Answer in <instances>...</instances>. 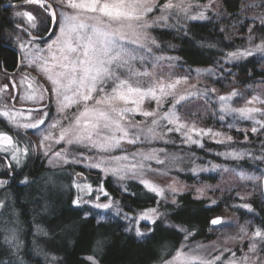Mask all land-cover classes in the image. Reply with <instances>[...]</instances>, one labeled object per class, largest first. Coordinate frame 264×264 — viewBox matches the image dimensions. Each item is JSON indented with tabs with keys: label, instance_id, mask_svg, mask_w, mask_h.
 Wrapping results in <instances>:
<instances>
[{
	"label": "snow or ice",
	"instance_id": "snow-or-ice-1",
	"mask_svg": "<svg viewBox=\"0 0 264 264\" xmlns=\"http://www.w3.org/2000/svg\"><path fill=\"white\" fill-rule=\"evenodd\" d=\"M23 2L38 5L45 14L37 23V16L33 12H16V16L27 18L29 28L43 29L37 36H32L28 29H23L28 32L30 39L24 42L17 35L16 41L24 52L27 66L44 76L48 87L39 84L36 77H31L28 83L30 91H26L21 99L42 102L48 95L55 104L59 119L48 122L46 110L38 118L32 115L33 111L39 112L41 109H29L28 115L25 116L23 109L13 111L7 105L0 107V116L7 117L8 122L18 130H35L39 137L37 147L43 150L49 164H78L87 160L89 168L100 169L106 175L112 174L121 179L131 175L139 179L151 192L163 196L164 188L148 177L166 174L153 169L149 163L154 160L158 165H164L165 160L160 159V154L165 150L127 152L124 149L126 143L136 145L145 141L164 140L165 128L167 133H179L184 143L199 144L201 147L204 136L213 139L223 136L224 139L217 140V143L232 140L231 136H225L223 132L198 127L194 121L189 122L180 112V108L190 99L201 94L206 97L214 95L217 89L201 90L198 87L199 80L192 83L188 75L173 72L164 74L161 70V61L177 58L153 54V49H159L160 45L156 37L151 35L152 30L157 27H170L169 20L174 17L178 19L180 15L192 20L208 18L203 11L190 15L193 7L190 0H164L163 3L161 0H52V3L48 0H23ZM53 4L61 9L59 14L53 8ZM203 7H211V0ZM252 7L264 8V0H261L260 4H256L255 0L242 3L241 14H245ZM252 20L253 24L248 26V42L252 46L228 52L226 60L247 58L255 53L264 54V38L253 44L257 38L253 34L254 31L257 28L264 31V15L252 17ZM256 21L259 22L258 25ZM49 24L54 25L57 31L53 33L54 39L49 35L48 40H45L44 33H48ZM29 44L32 45L31 49L27 48ZM149 56L152 57L151 69L145 66ZM137 64H140L143 70L138 68ZM29 75L24 74L21 84L28 80ZM197 75L199 76V70ZM4 87L7 88V85ZM242 96L243 93L235 88L226 94L216 95V102L222 113L219 119L223 121L225 116L230 115L236 120L252 121L255 125L251 128L253 133L264 131V97L253 95L243 106L234 107V98ZM146 102H154L155 107L148 110L144 106ZM165 105H168L166 109ZM138 114L144 118L142 121L135 120ZM228 126L233 127L231 124ZM60 145L63 147L55 150ZM72 148H77L79 155L73 153ZM85 150L96 154L85 156ZM117 150H121L122 154L114 155ZM0 153L19 166L29 155V147L25 145L21 148L18 139L0 131ZM222 155L240 159L244 154L233 151ZM217 167L213 165V169ZM192 170L197 172L204 169ZM77 177L82 178L83 174L77 173ZM240 177L247 180L255 179L243 172L240 173ZM6 183L7 181L0 180V186ZM21 183H29L28 178L25 177ZM174 184L175 182L168 185L173 192L178 190ZM74 186L80 193L73 200V204L77 206L89 203L90 201L83 199V195H90L93 191L102 194L106 199L108 197L102 185L95 190L91 184L74 182ZM197 192L203 195L204 190L197 189ZM99 200L100 195H97L95 208L114 207L111 200L107 203H100ZM0 207H3V202H0ZM243 207L251 208L248 204ZM115 208L119 216L121 213L119 205L116 204ZM159 217L160 213L155 208L146 209L137 216L124 214V219L129 221L130 225L127 231L134 229L135 235L143 239L148 238L151 229L142 231L140 222L155 224ZM226 223L230 222L225 221L223 217L211 220L214 226L223 227ZM181 231L185 232V242L175 248L174 252L169 253V258H162L161 264H264V228L257 227L251 236H248L247 226L239 225L241 234L239 239L249 240L248 251L243 252L241 249L239 257L236 251L228 247L229 241H235L237 237H229L222 245L218 242L211 245L199 243L190 245L186 242L193 233L183 228ZM15 239L13 230L12 236L6 240L11 243ZM225 253L228 254L227 259ZM86 259L91 264H98L94 256H88Z\"/></svg>",
	"mask_w": 264,
	"mask_h": 264
},
{
	"label": "trees",
	"instance_id": "trees-1",
	"mask_svg": "<svg viewBox=\"0 0 264 264\" xmlns=\"http://www.w3.org/2000/svg\"><path fill=\"white\" fill-rule=\"evenodd\" d=\"M208 1L210 0H200ZM211 1L219 2L220 7L215 10L218 13L210 12L207 19L192 20L180 15L178 19L174 17L169 20L170 27L157 29L154 34L160 45L158 52L165 57L177 58L171 61L182 68L211 69L210 74L213 79L216 78L217 83L222 77L224 81H233L242 86L264 84V57L259 53L238 60L225 59L228 52L247 46L248 26L253 24V20L243 19L240 12L241 4L247 0ZM233 20L237 21L239 32L229 29L235 23ZM256 23L258 25L259 22ZM14 28L15 20L10 8L0 7V69L8 71L16 70L22 60V54L13 39L5 38L7 32ZM253 34L264 38V31L259 28ZM254 41L253 44L259 43L260 39ZM0 131L14 134V129L2 118ZM261 138L264 149V131L256 136L257 141L254 136L249 137L251 143L248 146L255 148L253 142H258ZM240 145L245 147V144ZM196 151L206 153L202 149H195ZM209 158L216 159L210 154ZM24 162L23 165L16 166L0 153V179L7 181L5 186L11 192L10 200H13L24 227L25 248L22 262L25 264H47L46 260L51 258L59 264H91L86 259L88 256H94L98 264H161L162 258H169V253L185 242V232L181 228L193 233L187 243L208 244L214 241L215 226L211 224V220L232 202H237L231 198H222L216 203H210L209 200L186 191L176 194L172 201L164 204L159 202L157 193L151 192L141 182L129 181L127 191L123 192L114 186L110 176L97 174L90 177L94 188L102 185L103 190L108 193L107 199L114 205L118 204L121 209L119 216L116 214L111 219H101L90 209L88 203L79 206L73 204V200L80 195L72 184L73 174L66 169L53 170L47 167L45 161L32 151ZM257 163L262 164L261 161ZM61 172L67 174L57 184L64 183L68 187L66 191L50 185L51 174ZM25 177L29 180L27 184L21 183ZM203 177L214 179L208 175ZM37 186L41 187L40 190H37ZM90 195L95 197L96 192L93 191ZM83 199L88 200V196L83 195ZM248 205L251 206L250 209L242 207L241 211L249 213L251 223L256 222L258 227L264 228V199L250 200ZM156 206L162 216L155 224H147L148 230L151 229L147 239L127 231L125 213L135 216ZM36 229L41 233L42 241L49 238L55 244L53 250L49 249L45 253L40 248L41 242L35 244L33 233ZM239 236L240 234H232L231 237L237 239L229 243L235 249L247 252L249 240H240ZM7 257L3 249L0 264H8Z\"/></svg>",
	"mask_w": 264,
	"mask_h": 264
},
{
	"label": "rangeland",
	"instance_id": "rangeland-1",
	"mask_svg": "<svg viewBox=\"0 0 264 264\" xmlns=\"http://www.w3.org/2000/svg\"><path fill=\"white\" fill-rule=\"evenodd\" d=\"M9 1L8 3L18 2L19 0H5ZM49 3H52V0H48ZM164 0H161L163 3ZM193 5L192 11L190 15H195L197 12L203 11L206 16L211 14L210 12L216 14L215 10L220 7L219 2L211 1V7L204 8V5H208V2H200V0H190ZM248 2V0L246 1ZM256 4H260L261 0H255ZM53 8L56 10L57 14L61 11V9L56 8L55 4H53ZM11 14L13 20H15L16 26L10 32H7L5 38H12L16 47L20 50L22 54L21 66L19 68V72L16 70L8 71L7 69H0V107L3 105H7L8 108L13 111L16 109H23L25 116L28 115L29 109H41V111L36 112L33 111L32 115L37 118L40 115H43V111L46 110L48 112L47 121L51 122L52 120L59 119V116L56 112V107L53 100L48 98V95L45 96V99L42 102H34L30 100H23L21 97L25 94L26 91H30L28 89V83L31 81V77H36V80L39 84L48 87V82L39 72H37L34 68L27 66V61L24 59V52L18 46L16 41V36L19 35L24 42H27L30 37L28 32H31L32 36H37L39 33L43 32L42 28L31 29L29 28V22L26 17L16 16V12L23 11H31L34 15L37 16V23L42 16V9L35 4H24L20 7H10ZM216 12V13H215ZM157 15L159 13H156ZM264 15V8L261 7H252L247 10L245 14H243V19L252 20V17H257ZM182 16V15H181ZM234 21V20H233ZM229 29L238 31L237 21H234ZM226 26L228 23H224ZM20 26L19 28L17 26ZM48 33H44L45 40H48L49 35L54 39L55 35L53 34L57 29H55L54 25L49 24ZM161 29L162 27H157L156 29L151 31V35L155 37V31L157 29ZM23 29H28V32L23 31ZM255 36V35H254ZM259 36V35H258ZM257 37L255 40L259 41L261 36ZM248 41V40H246ZM255 43V41H253ZM249 42H247V46H249ZM28 49L32 48V45L27 46ZM27 50V49H26ZM143 54V53H142ZM153 54L155 56H164L158 52V49H153ZM259 55L264 57V54L259 53ZM165 57V56H164ZM152 57L149 56L147 63L145 66L151 69ZM138 68L141 67L140 64L136 65ZM181 65L175 64L173 61H161V70L164 74L169 72H173L178 75H188L189 79L192 83H196L199 80L198 87L203 90L204 88H215L217 89V93L214 95H210L208 97L201 94L200 96L190 99L186 104L180 108V112L182 115L186 117L189 122L194 121L198 127L200 128H212L214 131H220L225 134V136H231L232 140L227 141L225 143H217V140L224 139L223 136L216 138H209L208 136H204L202 138L203 147L199 144H186L183 142V137L179 133H167V129H164L166 133L164 140H153V141H145L143 143H138L136 145L125 144L124 149L127 152H137V151H149L151 149H164L165 152L160 154V159L165 160L164 165H158L154 160L150 161V165L153 169H157L160 172H165L164 175H150L148 178L153 180L156 184L160 185L164 188V195L159 196L160 203H167L174 199V196L178 193L191 191L195 196L200 198H205L209 200L210 203L212 201L218 202L222 198H231L233 201L231 205L227 208H224L221 213H219L216 217H223L225 221H229L230 223H226L223 227L220 225H215V234L214 241L208 242L211 245L213 242H218L221 245L225 240H228L232 234H240L239 233V225H245L248 228V234L255 231L258 227L257 223H251L249 213L245 211H241L243 205L248 204L250 200L260 198L264 199V159L261 157L264 156V149L261 144L263 142L262 138L258 142L256 136L259 135L262 131H258L253 133L251 128L255 126L252 121L248 120H236L233 119L232 116H225V119L221 121L219 119L222 114L219 110V105L216 102V95H223L230 92L233 88L243 93L242 97L234 98V107L243 106L245 101L251 99L253 95H260L264 97V84H255L249 86H242L239 83H235L233 81L228 82L224 81L222 77L218 83L216 82V78L213 79L212 75L208 70L198 69V68H190V67H180ZM197 70H199V76L197 75ZM28 73L29 78L25 81L24 84H21V79L24 77V74ZM215 77V74L213 75ZM218 80V79H217ZM7 85V88L4 86ZM35 87V85H34ZM15 97V99H13ZM46 106V107H45ZM145 108L151 110L155 107V103H145ZM259 106V105H257ZM168 105H165V109ZM75 109H73L74 111ZM7 124H9L14 129V134L8 133L14 137V139H18L20 141V147L23 148L25 145L29 147V154L32 152L36 153L42 160L45 161L47 167L51 169H66L72 175V184L80 183V184H91L90 177L92 178L94 175L101 174L102 176H110L113 180V184L116 188H119L121 191L126 192L127 183L129 181H138L139 179L129 175L123 179L118 176H114L112 174H105L100 169L89 168L87 166L88 161L85 160L82 163L78 164H49L48 158L44 156L43 150L39 149L37 146L39 144V137L36 134V131L33 129L24 130L17 129L12 126L7 117L0 116ZM259 118V117H258ZM144 118L141 115H136V121H142ZM150 123V121H149ZM233 125V127H229L228 125ZM251 135V136H249ZM247 136V139H245ZM255 137V148H251L248 146L249 137ZM240 143L245 144V147L240 145ZM247 145V146H246ZM63 145L57 146L55 150H60ZM195 149L205 150L206 153H197ZM71 151L76 155H79V150L77 148H72ZM240 152L243 153V157L240 159H234L231 156L222 155L223 153L229 152ZM166 153V155H165ZM95 152L84 151L85 156L95 155ZM114 155H121V150H117L113 153ZM209 154L216 157V159L209 158ZM27 158V157H26ZM25 158V159H26ZM24 159V160H25ZM71 159V157L69 158ZM20 164L23 165L25 162ZM257 161H261L262 164L259 165ZM13 162V161H12ZM15 163V162H13ZM213 165H217L218 167L213 169ZM193 168L204 169L202 171L193 172ZM72 170L74 172L72 173ZM243 172L248 176L254 177L255 179L247 180L241 179L240 173ZM77 173H82L84 178L78 179ZM51 174L50 176V185L63 191L67 190V186L64 183L57 184L59 181H63L64 174L67 172ZM60 174V175H58ZM204 175L212 176L211 178L205 179ZM1 180V179H0ZM5 181V180H3ZM174 184V186L178 189L173 192L168 188V185ZM37 190H40L41 187L37 186ZM93 189L94 186L92 185ZM100 188V187H99ZM57 189V188H56ZM197 189H203V195H200L197 192ZM36 192V188H35ZM96 192V191H95ZM100 195V203H107L109 199L103 200V195L96 192V196ZM88 196V200L90 201L88 204L90 209L97 215L98 218L101 219H111L116 215L115 205L109 209H99L94 207V203L96 202V196L91 197V195L85 194ZM11 192L6 189L5 184L0 186V202H3V207H0V255L2 254V250L5 249L6 256H8L7 261L8 264L18 263L25 264L22 262L24 260V254H22L23 249L25 248V239H24V227L21 219L19 218L18 211L13 204V200L11 199ZM245 208V207H244ZM151 209V208H150ZM160 213V217L162 213L158 206L155 207ZM137 216V215H135ZM252 218V216H251ZM126 221V228H129V221ZM147 222H140V228L142 231H147ZM15 230L16 239L15 241L9 243L6 238L12 236V231ZM228 231V232H227ZM131 232L135 233L133 229ZM4 235V236H3ZM241 235V234H240ZM41 233L37 231V229L33 233L34 242L37 245L40 243V248L43 252H47V250L52 249L55 245L48 238L42 241ZM187 243V242H186ZM190 244V243H187ZM195 245V244H190ZM228 247L232 248L233 251H236L237 257L240 256V250L235 249L228 243ZM55 248V247H54ZM39 255V254H38ZM228 258V254L225 253V259ZM15 261V262H14ZM47 264H59L55 259H47Z\"/></svg>",
	"mask_w": 264,
	"mask_h": 264
},
{
	"label": "water",
	"instance_id": "water-1",
	"mask_svg": "<svg viewBox=\"0 0 264 264\" xmlns=\"http://www.w3.org/2000/svg\"><path fill=\"white\" fill-rule=\"evenodd\" d=\"M16 5H20V6L24 5L23 0H19L18 2H14V3H7L6 7L10 8V7H15ZM82 178H84V175ZM82 178H78V179H82Z\"/></svg>",
	"mask_w": 264,
	"mask_h": 264
},
{
	"label": "flooded vegetation",
	"instance_id": "flooded-vegetation-1",
	"mask_svg": "<svg viewBox=\"0 0 264 264\" xmlns=\"http://www.w3.org/2000/svg\"><path fill=\"white\" fill-rule=\"evenodd\" d=\"M9 1H5V0H0V7L3 9V8H7L6 5ZM15 26H16V23H15ZM21 66V62L19 63L18 65V68L16 69V72H19V68Z\"/></svg>",
	"mask_w": 264,
	"mask_h": 264
}]
</instances>
